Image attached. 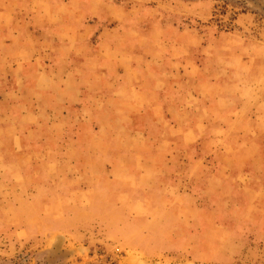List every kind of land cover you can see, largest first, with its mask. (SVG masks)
Returning a JSON list of instances; mask_svg holds the SVG:
<instances>
[{"label": "rangeland", "instance_id": "1", "mask_svg": "<svg viewBox=\"0 0 264 264\" xmlns=\"http://www.w3.org/2000/svg\"><path fill=\"white\" fill-rule=\"evenodd\" d=\"M0 264H264V0H0Z\"/></svg>", "mask_w": 264, "mask_h": 264}]
</instances>
